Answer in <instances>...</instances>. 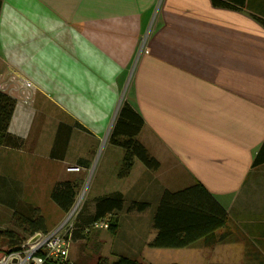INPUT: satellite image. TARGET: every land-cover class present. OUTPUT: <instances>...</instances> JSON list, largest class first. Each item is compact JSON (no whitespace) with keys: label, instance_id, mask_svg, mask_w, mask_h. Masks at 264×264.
I'll return each instance as SVG.
<instances>
[{"label":"crops","instance_id":"1","mask_svg":"<svg viewBox=\"0 0 264 264\" xmlns=\"http://www.w3.org/2000/svg\"><path fill=\"white\" fill-rule=\"evenodd\" d=\"M219 1L2 0L0 90L16 99L10 132L32 150L0 146V176L22 183L49 233L67 215L52 200L56 183L75 180L67 169L78 161L94 166L128 103L160 162L155 178L172 193L202 184L228 215L218 236L173 250L264 264V161L254 166L264 154V0ZM19 78L35 86L30 104ZM60 124L72 127L63 159L51 156ZM134 218L123 216L117 253L156 249L140 248L158 231L138 238Z\"/></svg>","mask_w":264,"mask_h":264},{"label":"trees","instance_id":"2","mask_svg":"<svg viewBox=\"0 0 264 264\" xmlns=\"http://www.w3.org/2000/svg\"><path fill=\"white\" fill-rule=\"evenodd\" d=\"M246 0H240L244 4ZM2 0H0L1 5ZM214 5L224 6V2L213 0ZM264 24V20H261ZM16 99L0 90V146L12 149H28L29 141L23 137L10 132V123L14 115ZM145 122L139 112L128 103H124L120 108L116 121L113 125L109 144L120 148L123 151L120 160L121 167L118 177L123 178L130 174L136 161H139L147 172L152 176L150 182L154 185L148 188V180L142 181L144 186H140L139 194L142 200L133 199V188L130 192L117 191L112 194L98 196L93 199H86L82 208L77 212L73 221L72 241L77 242L84 237L83 232L89 230L100 220L108 221V230L115 236L114 243L123 239L125 214L137 213L131 223L136 226L139 238L141 232H145V238L150 229L158 231L157 237L149 243L143 242L140 248L149 247L156 249H181L197 247V241L204 236L215 234L217 230L226 225L228 215L216 198L210 194L202 184L177 192L167 190L154 176L160 169V162L152 156L148 150L140 143L138 136ZM77 128L89 132L84 126L76 124ZM72 127L60 124L56 135V140L51 153L54 158L63 159L64 151L68 143V133ZM67 138V140H66ZM63 145L62 154L57 155L59 146ZM264 161L263 151L257 154L254 166ZM83 162L78 161L77 167ZM88 162L84 167L90 168ZM148 178V177H146ZM81 188L79 180H60L56 183L52 200L65 212L69 213L73 208L78 190ZM137 191H135L136 193ZM131 196L129 198L127 196ZM0 205L12 211L13 216L18 218L16 230H0V253L4 247H9L5 253L15 252L22 249V245L36 234L47 235L49 232L46 222L39 208L34 207L24 201L23 185L20 181L0 176ZM148 212L146 218H141V222L136 220L141 217V213ZM138 229L140 232L138 233ZM217 235V234H215ZM226 235V234H225ZM225 235L219 236L217 240L209 242L205 240V246L218 244L225 241ZM218 236V235H217ZM139 240V239H138ZM112 250L117 251L116 248ZM117 253V252H116ZM135 254V255H133ZM128 256H118L116 261H109L105 258L99 259L96 264H142L134 256H139L141 252ZM46 264H53L47 262ZM177 264V263H165Z\"/></svg>","mask_w":264,"mask_h":264},{"label":"rangeland","instance_id":"3","mask_svg":"<svg viewBox=\"0 0 264 264\" xmlns=\"http://www.w3.org/2000/svg\"><path fill=\"white\" fill-rule=\"evenodd\" d=\"M122 154L123 151L120 148L114 145H109V140L105 139L102 141L98 154L94 159V166L87 172L82 170L80 172H76L78 173L76 179L81 181V188L78 190V195L74 204V206L78 205V211L82 208L86 199H93L95 197L112 194L117 191L127 194L135 184L137 185L136 188H133V199L142 200L144 195L141 196L139 193H143L145 191V188L140 191V186H144L145 184L142 183L144 180H148V185L145 186L152 188L151 186H153L154 183L150 182L149 179L152 178V176L146 171L144 166L139 161H136L129 175L123 178L118 177L120 168H122L120 163ZM84 191H86V194L83 197V200L79 203ZM135 191L137 192L135 193ZM127 197L132 198L129 195ZM133 213L134 217L139 215L135 212ZM144 214V216H146L148 212L146 211ZM141 218L146 217H139L136 220H139L140 223ZM17 221L18 218L13 216L11 210L0 205V230H16L15 224ZM139 232L140 230L138 229V233ZM83 235L84 237L82 239L77 242L72 241L71 243L70 261L72 264H96V262L101 258H105L109 261H116L120 255H130L129 253H116L112 250V247L113 249L116 248L114 243L115 236L107 228H96L92 226L89 230L83 232ZM30 239H28L22 246L27 245ZM3 250L4 251L0 253V256L5 254V252L9 250V247H4ZM216 256H219V252H217V254H191L187 253V250L146 249V253H141L139 256H134V258L138 259L139 262L143 264H210L208 262L219 260Z\"/></svg>","mask_w":264,"mask_h":264},{"label":"built area","instance_id":"4","mask_svg":"<svg viewBox=\"0 0 264 264\" xmlns=\"http://www.w3.org/2000/svg\"><path fill=\"white\" fill-rule=\"evenodd\" d=\"M15 80V78H14ZM21 100L30 104L34 98L35 86L28 80L20 79ZM69 172H79L80 168L72 166ZM78 212V205L74 206L66 215L58 227L47 235L36 234L27 245L15 252L5 253L0 256V264H72L70 261V248L72 243L73 221ZM108 221L100 220L93 226L96 228H108Z\"/></svg>","mask_w":264,"mask_h":264},{"label":"bare ground","instance_id":"5","mask_svg":"<svg viewBox=\"0 0 264 264\" xmlns=\"http://www.w3.org/2000/svg\"><path fill=\"white\" fill-rule=\"evenodd\" d=\"M85 194H86V191L83 192V194H82V196H81V198L79 200V203L83 200V197L85 196Z\"/></svg>","mask_w":264,"mask_h":264},{"label":"water","instance_id":"6","mask_svg":"<svg viewBox=\"0 0 264 264\" xmlns=\"http://www.w3.org/2000/svg\"><path fill=\"white\" fill-rule=\"evenodd\" d=\"M37 238H38V235H35V237L33 238L32 242H33L34 240H36Z\"/></svg>","mask_w":264,"mask_h":264}]
</instances>
